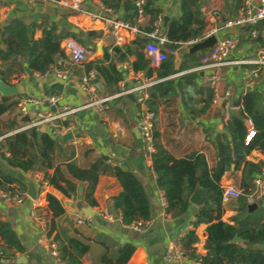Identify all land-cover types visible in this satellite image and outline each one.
<instances>
[{"label": "crops", "instance_id": "0c3cea01", "mask_svg": "<svg viewBox=\"0 0 264 264\" xmlns=\"http://www.w3.org/2000/svg\"><path fill=\"white\" fill-rule=\"evenodd\" d=\"M149 2L146 15L137 24L140 33L133 35L124 29L114 32L108 24L92 19L86 12L99 13L103 8H108L110 11L106 17L135 24V13L131 9L134 0H119L116 8L105 5L101 0H83L82 7L85 12H76L56 2L0 0V51L3 53H6L8 43L16 48L25 39L32 43L43 37L46 30L53 31V39L59 41L60 50L62 42L70 38L89 51L87 60L76 64L71 63L61 50L62 55H59L56 61L62 59V68L69 73V78L65 82L58 81L51 73L40 75L33 71L27 63V58L19 54L21 52L17 51L19 55L11 53L7 59H3L0 55V82L16 90V93L8 95L0 91V100L5 96L11 103L10 108L0 116V129L6 134L24 130L29 115L34 110H48L46 105H39L31 107L29 115H22L18 111V102L22 97H42L49 93L61 95L62 103L79 110L66 119L73 124V139L62 140L60 136H53L47 125L38 130L52 135L59 142L54 165L74 161L79 166H88L97 158L105 157L106 162L112 166L131 168L146 191L150 211L144 232L138 233L124 225L119 212L113 208L111 199L120 192L121 186L110 172H104L99 176L93 192L96 201L93 206L85 201V183L79 184L76 195L70 198L47 183L41 192H37L35 199L27 195V185L24 191L18 185H13L26 194V198L19 205H13L2 198L0 189V219L11 225L24 249L23 252L15 251L0 237V264H57L50 247V242L55 241L54 233L48 235V231L44 232L45 226L49 228L48 222L51 218L46 200L48 193L60 200L65 209L64 216L56 218L55 223L64 227L70 236L89 239L90 250L82 257L83 264H103L102 257L105 254H111L118 244L127 242L132 243L135 249L126 264H180L166 260L165 251L173 239L182 238L188 230L193 229L192 221L195 219L194 214L198 204L191 203L188 211L180 216H171L164 211L163 193L156 187L155 174L151 168L152 152L147 149L138 127L139 104L132 95H115L120 92L122 84L128 88L134 85L136 80L146 79L153 85L173 79L170 85L173 94L169 98L157 101L155 106L154 140L162 143L175 157L200 152L205 154L210 164V161L216 157L214 143L220 135L226 133L224 125L229 114L233 113L232 109L235 110L233 114H239L244 95L247 92H254L264 104V67L241 62L254 58L256 51L264 46V19L253 27L223 28L224 21L241 10L244 0L238 4L236 0H200L199 12L205 23L203 33L207 28L215 26L220 27L217 38L226 36L237 38L235 48L226 58L227 63L216 68L219 75V93L213 101V91L204 77L214 69L203 68L201 58L210 47L187 52L180 57L178 50L181 46H178L165 60L174 73L168 76L157 75L161 63L153 65L148 59L145 52L147 33L153 29L154 20L161 17L158 34L167 37L169 24L181 16V0H149ZM254 2L258 4L259 0ZM253 28L258 32L256 38L250 35ZM137 37L146 40L142 49L134 43ZM98 47H101L102 51ZM135 51H140L148 59V66L151 69L149 75H146L145 70L137 72L133 70L132 64L136 60ZM90 63L114 68L120 76V80L116 83H108L106 76L101 75L95 68H90L96 71L93 82L97 89L95 97H113L102 104V112L95 107L86 106L88 96L79 87L81 77L90 70L87 68ZM57 83L63 85L61 91L54 89ZM181 88L185 91L181 92ZM227 90L230 93L228 99L224 97ZM227 103L231 106V110L225 115L223 108ZM142 106L147 107L145 102ZM10 121L15 123L12 130H8L6 125L11 124ZM0 142L1 147L2 141ZM245 142L247 143L246 139ZM245 159L255 163L264 161V154L252 150ZM0 167L11 171L1 158ZM234 167L235 165L232 164L231 169ZM242 167L243 164L238 170L225 173L219 182L220 185L243 187L241 186ZM15 172L20 180L32 181L36 186L34 173H39L44 180L43 174L37 171L16 170ZM258 175L262 178L264 186V166L253 176L252 181ZM261 199L262 203L258 208L264 206V194ZM237 200L222 203L221 222L233 224V217L239 216L241 211ZM84 208L90 209L92 218L90 226L78 225L73 220L77 213H84ZM244 211V214H251L247 213L245 207ZM240 218H243L242 214ZM208 225L202 223L195 228L198 242L192 246L201 255L206 253L203 245ZM104 237L107 238V243L102 244L100 238ZM112 241L115 244H109ZM260 247L264 249V244ZM187 262L195 264L190 259Z\"/></svg>", "mask_w": 264, "mask_h": 264}, {"label": "trees", "instance_id": "16d2710c", "mask_svg": "<svg viewBox=\"0 0 264 264\" xmlns=\"http://www.w3.org/2000/svg\"><path fill=\"white\" fill-rule=\"evenodd\" d=\"M101 1L111 8H116L119 0ZM149 3L147 0V8ZM199 5L200 0H181V16L168 26V47L176 49L180 46L179 43L201 36L205 23L199 12ZM131 9L135 13V6ZM53 35L52 30H46L40 39L32 43L25 39L17 48L8 43L6 53L0 51V55L3 59H7L11 53L21 52L19 54L27 58V63L33 71L44 74L50 65L55 63L57 57L62 55L59 41H54ZM134 43L142 49L146 40L137 37ZM134 54L136 60L132 64L133 70L135 72L145 70L146 75H149L151 69L148 66V59L140 51H135ZM87 68H95L101 75L108 78V83H116L120 80L114 68H106L94 63L88 64ZM172 73L174 71L168 61L161 62L157 75L168 76ZM171 80L173 79L153 84L148 88L150 96L145 100L148 109L156 112L157 101L169 98L173 94L170 86ZM180 91L185 90L181 88ZM259 99L258 94L247 92L241 100L239 114H233L234 112L229 114L224 125L226 133L216 139L214 143L216 157L210 161V164L203 153L191 152L183 157H175L162 143H157L155 140L153 142L151 168L155 174L156 187L163 193L164 211L167 214L180 216L186 213L190 207V196L195 187L199 185L202 188L201 198L194 214L195 219L192 221L193 229L188 230L181 238V246L187 258L195 264H264V249L260 247L264 244L263 205L251 214H244L245 197L241 196L237 200L241 213L233 217V224L220 221L223 206L222 189L219 182L222 176L227 172L238 170L243 164L241 186L253 189V176L264 166L263 160L255 163L245 159L252 150L264 154V104ZM10 106L8 97H2L0 116ZM247 119L252 121L254 134L246 143ZM10 123L6 124L8 130H12L15 125L12 121ZM4 134L6 132L0 129V136ZM58 148L59 142L56 138L44 132L39 135L35 128L7 134L2 139L0 150L3 149L5 152H0V158L11 168V171L0 167V189L20 190L13 186L18 185L24 191L26 184L17 177L15 171H37L43 174L44 180L49 185L68 198L76 195L79 184L85 183V201L93 206L96 204L93 192L98 178L104 172H110L121 186L120 192L111 199L112 206L119 212L122 223L128 226L136 220H149L150 211L146 191L131 168L112 166L106 162L105 157L97 158L88 166H79L74 161L54 165ZM232 164L235 165L234 169H231ZM46 200L51 215L48 222V235L54 233L58 258L65 264H83L81 259L90 250L89 239L70 236L64 227L58 226L55 219L64 216L65 209L60 200L50 193L46 195ZM241 214L243 218H240ZM202 223L209 224L203 245L206 253L203 255L197 253L192 246L198 242L195 228ZM70 224L72 225L71 221ZM235 235L240 237L242 242H231L230 240ZM0 237L9 248L19 252L24 251L11 225L1 219ZM100 239H102L100 240L102 244L107 243L106 237ZM109 244H115V242L112 241ZM117 246L111 254H105L102 257L103 264L127 263L135 246L130 242Z\"/></svg>", "mask_w": 264, "mask_h": 264}, {"label": "built area", "instance_id": "2783aa9c", "mask_svg": "<svg viewBox=\"0 0 264 264\" xmlns=\"http://www.w3.org/2000/svg\"><path fill=\"white\" fill-rule=\"evenodd\" d=\"M34 2H56L57 4L68 7L76 12H85L82 7L83 0H31ZM135 6V24L121 20L108 18L107 13H109L108 8H103L99 13L86 12L94 20H100L108 24L113 31H118L119 29H124L133 35L140 33L138 23L146 15L147 7L146 0H134ZM264 19V0H259V3L256 4L254 0H244L243 7L241 10L234 16L228 18L222 24L223 28H234V27H243L250 26L253 27L257 24L258 21ZM161 23V17L153 22V29L147 33L148 41L145 44V52L148 56V59L153 65H158L161 62L165 61L168 56L174 53V50L168 47V39L165 35L158 34V28ZM220 30V27H209L205 30L203 35L196 37L194 39L188 40L186 42H181L179 45L182 46H192L196 43L202 42L210 36L216 37V42L209 48V51L202 57V67L205 69H214L208 75L204 77L205 82L209 85L213 91V101L216 100L219 93V75L216 68L220 65L227 63L226 58H228L231 51L235 48L237 43L236 37L226 36L223 38H217V33ZM251 37L256 38L258 32L255 28L251 29ZM118 40L120 37L117 38ZM61 50L71 63H83L87 60L89 51L82 46L80 43L73 39H65L62 42ZM241 62L252 63L264 67V46L260 47L255 54V57L252 59L242 60ZM52 74L55 76L58 81L65 82L69 78V73L67 70L62 68V59H58L53 63L49 69L43 74ZM42 75V74H40ZM96 77V71L90 69L85 73L80 80L79 87L80 90L87 94L88 102L86 106L95 107L98 111L102 112V104L107 102L113 97H95L96 94V85L93 83ZM152 82L149 80L139 81L136 80L135 84L126 88L123 84L121 85L120 92L115 96H127L132 95L135 97L139 107L137 108L138 127L140 129L141 137L147 145V149L150 152L154 151V136L153 132L155 129V114L153 111L147 107H143L142 104L149 97L148 88L151 86ZM229 91L225 92L224 97L228 99ZM39 105H46L48 110H34L31 115L30 108ZM79 109L76 107H71L68 104L61 102V95L57 93H49L42 97L35 96H25L22 97L18 102V111L22 115H29L28 122L24 128H35L39 130L42 126H49L51 134L55 137H61L69 132L73 134V124L67 122V118L72 114L76 113ZM231 106L227 103L223 111L225 115L230 113ZM64 121V122H63ZM248 127V135L246 141L248 142L251 136L254 134V129L252 121L250 119L246 120ZM11 134V133H9ZM7 135V134H6ZM0 136V141L6 136ZM73 139V137H72ZM34 180L37 183V192H41L43 187L47 185V181L41 179L39 173H34ZM262 178L258 175L254 177L253 183L254 188H245V187H235L232 185L221 186L222 203H228L232 200H237L241 196L245 197V202L250 204L257 202L261 199L264 194V186L262 183ZM2 198L7 200L13 205L21 204L26 198V194L20 190L8 189L2 190ZM165 206V201H163ZM73 220L78 225L90 226L92 224V218L90 215H86L82 212L74 215ZM147 221L136 220L132 224L128 225L131 229L138 233L144 232L146 228ZM48 229L45 226L44 232L47 233ZM48 243V240L46 241ZM51 254L55 257L57 264H65L58 258L57 244L55 241L50 242ZM165 259L168 261L181 262L183 260L187 261V255L185 254L184 249L181 246V237L173 239L170 242V245L166 248Z\"/></svg>", "mask_w": 264, "mask_h": 264}, {"label": "water", "instance_id": "95a60500", "mask_svg": "<svg viewBox=\"0 0 264 264\" xmlns=\"http://www.w3.org/2000/svg\"><path fill=\"white\" fill-rule=\"evenodd\" d=\"M240 1L241 0H236V3L238 4V3H240ZM55 40H57V39L55 38ZM215 42H216V37L210 36L209 38L205 39L204 41L196 43V44L192 45L191 47H188V46L180 47L178 50V55L181 57L183 54H185L187 52H195V51H198V50H201L204 48L211 47ZM98 49L100 51H102L101 47H98ZM62 88H63V85L60 83H57L54 85V89H56L57 91H61ZM0 91L5 95L16 93V90L14 87L7 86L2 82H0ZM232 110H233V112H235L234 109H232ZM38 134L40 135L41 132L38 131ZM72 137H73V134L71 132H69V133H67V134H65L59 138L62 140H69V139H72ZM0 144H1V142H0ZM25 183L27 185V195L31 199H35L36 195H37V186L32 181L26 180ZM201 193H202V188L199 185H197L195 187V190L193 191L192 195L190 196V202L194 205H197L200 201ZM261 203H262V199H259L257 202L250 203V204L244 202L243 206L247 209V213H252L255 209L258 208V206ZM83 212L86 215H90V209L84 208ZM240 241H241V238L238 237L237 235L231 239V242H240ZM21 259H24V257H21ZM180 264H190V263L183 260L180 262Z\"/></svg>", "mask_w": 264, "mask_h": 264}, {"label": "bare ground", "instance_id": "6f19581e", "mask_svg": "<svg viewBox=\"0 0 264 264\" xmlns=\"http://www.w3.org/2000/svg\"><path fill=\"white\" fill-rule=\"evenodd\" d=\"M94 217V216H93Z\"/></svg>", "mask_w": 264, "mask_h": 264}]
</instances>
